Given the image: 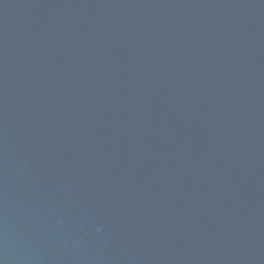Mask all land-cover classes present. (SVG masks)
<instances>
[{"label": "water", "instance_id": "water-1", "mask_svg": "<svg viewBox=\"0 0 264 264\" xmlns=\"http://www.w3.org/2000/svg\"><path fill=\"white\" fill-rule=\"evenodd\" d=\"M0 264H264V0H0Z\"/></svg>", "mask_w": 264, "mask_h": 264}]
</instances>
